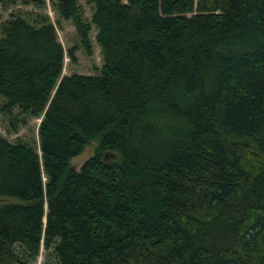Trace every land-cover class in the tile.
I'll return each instance as SVG.
<instances>
[{
    "label": "trees",
    "instance_id": "16d2710c",
    "mask_svg": "<svg viewBox=\"0 0 264 264\" xmlns=\"http://www.w3.org/2000/svg\"><path fill=\"white\" fill-rule=\"evenodd\" d=\"M48 1L54 21L1 27L0 113L40 123L37 146L0 138V264L16 246L56 264H264V0H83L89 19ZM67 21L87 56L95 27L97 74L62 75Z\"/></svg>",
    "mask_w": 264,
    "mask_h": 264
},
{
    "label": "rangeland",
    "instance_id": "374dc122",
    "mask_svg": "<svg viewBox=\"0 0 264 264\" xmlns=\"http://www.w3.org/2000/svg\"><path fill=\"white\" fill-rule=\"evenodd\" d=\"M79 12L84 19H89L91 15V5L87 4L83 0H78ZM43 8H36L31 4H24L22 0H17L12 5H4L0 2V38L2 24L7 22L11 17L15 15H21L31 24H38L41 17H48L49 20H55V12L53 11L50 3L46 0V4ZM95 27L92 26L89 38L92 46L91 56H87L79 45L78 35L76 34L74 25L70 22H61V28L58 29V39L64 48L76 46L77 51L75 53V61L71 63L69 58H65L62 75L70 76L72 74H79L84 76H93L97 74L102 66L101 51L95 42ZM0 98V105H1ZM14 117L19 121L18 124L11 125L8 117L0 113V138H3L9 142L22 141L27 144L37 146V127L40 123L39 118H32L29 116L20 115L19 112H14ZM95 144H92L76 158L71 161V166L78 169L81 164L93 154ZM108 159L114 158L107 157ZM15 255L17 257L18 264H56L53 252L48 250H41L39 255L35 259H30L21 250L19 246L15 247Z\"/></svg>",
    "mask_w": 264,
    "mask_h": 264
},
{
    "label": "water",
    "instance_id": "95a60500",
    "mask_svg": "<svg viewBox=\"0 0 264 264\" xmlns=\"http://www.w3.org/2000/svg\"><path fill=\"white\" fill-rule=\"evenodd\" d=\"M2 200H0V202H1Z\"/></svg>",
    "mask_w": 264,
    "mask_h": 264
}]
</instances>
